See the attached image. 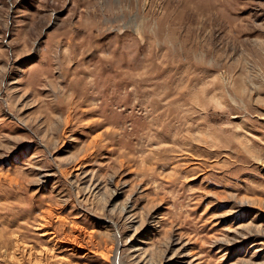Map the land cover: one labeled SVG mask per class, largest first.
<instances>
[{
    "label": "rangeland",
    "instance_id": "374dc122",
    "mask_svg": "<svg viewBox=\"0 0 264 264\" xmlns=\"http://www.w3.org/2000/svg\"><path fill=\"white\" fill-rule=\"evenodd\" d=\"M0 264H264V0H0Z\"/></svg>",
    "mask_w": 264,
    "mask_h": 264
},
{
    "label": "bare ground",
    "instance_id": "6f19581e",
    "mask_svg": "<svg viewBox=\"0 0 264 264\" xmlns=\"http://www.w3.org/2000/svg\"><path fill=\"white\" fill-rule=\"evenodd\" d=\"M41 225H44V224H41ZM45 226V225H44ZM43 227V226H42Z\"/></svg>",
    "mask_w": 264,
    "mask_h": 264
}]
</instances>
